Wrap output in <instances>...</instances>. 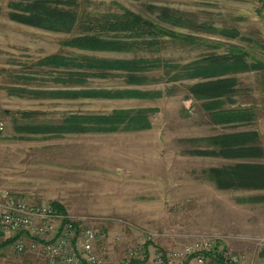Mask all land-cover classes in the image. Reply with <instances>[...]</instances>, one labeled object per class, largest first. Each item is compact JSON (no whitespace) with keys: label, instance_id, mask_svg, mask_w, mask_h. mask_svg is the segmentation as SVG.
Returning <instances> with one entry per match:
<instances>
[{"label":"rangeland","instance_id":"obj_1","mask_svg":"<svg viewBox=\"0 0 264 264\" xmlns=\"http://www.w3.org/2000/svg\"><path fill=\"white\" fill-rule=\"evenodd\" d=\"M77 1L79 12L101 18L131 11L171 34L158 37L159 45L82 50L63 43L77 30L64 33L22 23L9 16L11 0H0V188L28 204L61 205L78 232L95 230L97 253L124 264H216L210 257L198 263L197 254L183 253L205 240L212 243L213 255L264 264V243L258 241L264 236V189H219L207 175L211 167L237 161L264 163V0ZM161 9L193 27L161 21ZM203 24L235 29L237 36H221ZM53 55L142 58L158 65L135 72L139 80L133 82L128 72L116 69L64 83L65 74L78 69L49 60ZM211 57L229 65L241 61L242 67L218 77L234 80L230 99L222 101L226 108L247 109L252 117L247 122L213 121L206 109L210 100L192 93L191 85L216 76H185V65H202ZM79 89L133 93L74 96ZM116 110L129 112L140 125L127 129L117 123L113 130L86 132L16 128L58 126L73 115L108 116ZM242 130L258 132L260 158L199 153L215 148L210 136ZM250 196L260 199L244 200ZM9 251L16 258L13 264H48L40 248L28 245L24 261L12 244ZM158 254L162 263L156 262Z\"/></svg>","mask_w":264,"mask_h":264},{"label":"trees","instance_id":"obj_2","mask_svg":"<svg viewBox=\"0 0 264 264\" xmlns=\"http://www.w3.org/2000/svg\"><path fill=\"white\" fill-rule=\"evenodd\" d=\"M11 11L9 16L12 19L26 23L28 25L54 31L71 33L77 30L78 34L68 38L63 43L67 46L77 47L82 50L90 51H114L127 50L142 45H159L158 37L164 34H171L162 24H157L148 19H143L139 14L131 11H125L122 15H111L98 18L87 12L78 11L77 0H11ZM161 21H171L177 23L189 24V20L184 22L168 9L160 10ZM183 25V24H182ZM207 31L215 32L224 37H236L235 29H217L210 25H200ZM193 27V26H192ZM147 37H152L147 39ZM157 38V40H156ZM215 58V57H214ZM207 60L205 64H187L185 65V76L188 77H213L215 79L201 81L190 86L192 93L196 97L210 100L206 105L209 115L213 121L219 123L230 122H247L251 113L245 108H226L223 97L230 99L229 92L233 91V79H221L218 76L224 71L235 70L242 67L241 61L226 64L219 62L221 57ZM51 61L60 63L65 67L75 66L78 70L68 72L64 76V83L71 80L73 83L83 82L85 76H105L106 71L125 70L128 72L127 77L130 82L138 81L139 76L135 72H140L146 68L157 66L155 60L138 59H105L94 56H83L81 60L73 57L53 55L49 58ZM52 63V62H51ZM233 65V67L231 66ZM87 70V72L85 71ZM91 72H89V71ZM218 77V78H217ZM143 78V76L141 77ZM140 78V79H141ZM73 92L74 96H119L132 94V90L109 92L107 90H86L79 89ZM88 92V93H87ZM20 115L29 116L34 114L33 111H20ZM129 112L114 111L111 115H73L64 120L63 124L58 126H43L41 124L17 125L19 130H28L31 132H55V131H107L113 130L117 123H124L128 128H133V123L139 124L134 117L129 119ZM131 126V127H129ZM215 148L199 152L201 154L220 156L227 159L242 158H260L263 154L261 145L258 144V132L256 130H242L237 132H226L216 134L207 138ZM195 153H198L195 152ZM207 175L215 186L219 189L234 190H263L264 189V163L260 161H237L229 164H223L219 167H211ZM260 199L258 196L244 198L246 201ZM57 213L63 216V221H67V216L63 212L61 205L56 202L49 204ZM74 229L78 232V226L73 223ZM0 234V251L9 249L14 240L13 237H1ZM74 242V241H73ZM20 253L21 260L27 259L28 256ZM203 256L210 257L216 264H228L223 253L212 254L211 251H204ZM147 257V254L145 255ZM15 260V255L13 257ZM17 260H20L17 258ZM143 261V260H142ZM139 260H130L128 264L139 263ZM80 264H87L82 261Z\"/></svg>","mask_w":264,"mask_h":264},{"label":"built area","instance_id":"obj_3","mask_svg":"<svg viewBox=\"0 0 264 264\" xmlns=\"http://www.w3.org/2000/svg\"><path fill=\"white\" fill-rule=\"evenodd\" d=\"M73 223L69 219L63 221V216L50 205L28 204L21 196L0 188V234L14 238L12 247L17 253L24 252L29 245L30 248H40L48 264H80L82 261L87 264H124L123 260L106 258L96 252L94 229L86 227L76 233ZM25 237L31 240L27 242ZM258 241L264 243V236ZM211 246L212 243L206 240L196 242L186 246L183 253L197 254V262L202 263L203 252L211 251ZM223 257L228 264H239L237 259ZM155 259L157 263L163 261L161 254Z\"/></svg>","mask_w":264,"mask_h":264},{"label":"crops","instance_id":"obj_4","mask_svg":"<svg viewBox=\"0 0 264 264\" xmlns=\"http://www.w3.org/2000/svg\"><path fill=\"white\" fill-rule=\"evenodd\" d=\"M2 252H5V249L4 250H1L0 251V260L2 261H4V263L3 264H13V257H14V255L12 254V252H5V254L4 253H2ZM10 255H9V254Z\"/></svg>","mask_w":264,"mask_h":264}]
</instances>
